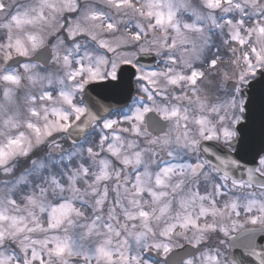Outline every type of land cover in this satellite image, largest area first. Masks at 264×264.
Listing matches in <instances>:
<instances>
[{"label":"rangeland","instance_id":"rangeland-1","mask_svg":"<svg viewBox=\"0 0 264 264\" xmlns=\"http://www.w3.org/2000/svg\"><path fill=\"white\" fill-rule=\"evenodd\" d=\"M1 17L2 62L50 40L54 58L48 71L0 66V264H150L144 251L164 258L253 223L254 192L216 184L195 152L201 139L234 136L240 90L264 69V0H0ZM213 48L229 57L210 59L205 68L218 80L204 81L199 63ZM142 51L157 54L162 70H140V90L152 100L150 88L171 91L168 104L155 105L170 122L167 134L149 136L145 114L154 104H136L66 147L85 85L115 78ZM229 80L238 88L226 92ZM175 85L184 92L173 93ZM203 85H211V98ZM196 89L202 94L191 100ZM57 132L59 140L46 145ZM45 145L27 172L10 179L19 160ZM186 264H228V256L205 252Z\"/></svg>","mask_w":264,"mask_h":264},{"label":"water","instance_id":"water-1","mask_svg":"<svg viewBox=\"0 0 264 264\" xmlns=\"http://www.w3.org/2000/svg\"><path fill=\"white\" fill-rule=\"evenodd\" d=\"M148 37H150L148 35ZM53 58L50 45H45L32 56H15L7 64L13 68L26 62H36L48 68ZM156 56L153 53L140 55L136 65L148 68L156 66ZM137 75L135 65H123L117 73L116 79H108L90 83L86 86L83 99L86 112L67 131V136L72 144H78L92 129L94 123L101 121L114 109H121L129 105L132 100ZM237 82L230 81L228 90H234ZM247 96L245 104V120L237 126V147L234 152L225 148L216 141H206L201 144V152L208 162L215 166L222 174L235 181L247 180L254 185H264V176L256 172L258 159L264 154V70L258 71V77L251 81L242 91ZM147 130L149 133L160 136L167 130V122L157 113L147 115ZM60 133H55L48 138V142L57 140ZM238 164H243L245 169L236 170ZM264 236V229L244 230L232 237L229 245L232 249V260L235 264H264L263 256H256L254 236ZM199 247L186 245L170 252L166 258L168 264H181L184 260L198 254ZM151 255H154L152 252ZM264 254V252H262ZM261 254V255H262ZM249 258V260H247Z\"/></svg>","mask_w":264,"mask_h":264},{"label":"flooded vegetation","instance_id":"flooded-vegetation-1","mask_svg":"<svg viewBox=\"0 0 264 264\" xmlns=\"http://www.w3.org/2000/svg\"><path fill=\"white\" fill-rule=\"evenodd\" d=\"M141 40L142 39H140V41ZM143 52L146 53L148 51H142V52L136 54V57L139 54L143 53ZM134 61H135V59H134ZM140 69L141 68H139L138 70H140ZM143 70H147V69H143ZM256 78H257V71H256V74L254 75V77H252L251 79H249V81L240 90V94L244 98V101H243V105H241L240 108L238 107V109L236 111L237 112V116H238V119H237L238 122H237V124H236V126L234 128V136L229 141L215 140V139H201V140H199V142H197V145H196L197 146V150L195 152L196 153L195 155L201 158V160L204 162V167L206 169H211V170H213V171L216 172V174H215V176H216L215 183L216 184H220L224 189H227V187L224 184V182L225 183H230V184H235V185H240V186H242L244 188H250L254 192V194H255L254 200H255V203L257 204L256 206H258V210L256 212H255V209L253 210V223H246L244 226H241V228H239L237 231L233 232L230 237H232L235 234H237V233H239V232H241V231H243L245 229H248V228H252V229H264V185H254V184L249 183L247 180L235 181V180L231 179L230 177L221 174L220 171L215 166H213L210 162H208L206 160V158L204 157V155L201 152L200 147H201V144L203 142H205V141H217L220 144H222L225 148H227L228 150H230L232 152H234L236 150V147H237V143L236 142H237V138H238L236 129H237V126L245 120V114H246L245 104H246V99L247 98L242 94V91L248 85V83L250 81H252V80H254ZM201 86H202L201 84L198 85L197 89H199ZM203 86H204V94L206 95L205 97H210V91H209L210 90V87L209 86H205V85H203ZM217 87H218V90H219V97H224V94H223L224 92H221L222 91V88L220 86H217ZM197 89H196V93H194V92H189L188 93V96H189V98L191 100L195 97V95H197L199 97L202 94V92H198ZM166 91H167V94L166 95H161V94L158 95V94H156V96L155 95H152V93H154L155 91H150L151 92L150 94L153 97V100H152L151 98L148 97V95H146L144 92H142L140 90V88H139L138 93H137V91L135 92V96H134L135 103H136V100H139L142 96H144V97H146V102H147V103H144V105H153L154 104V107H155V105L165 106V104H168V103H165V102L171 101V99L168 98V95L171 94V91H169V89H167ZM172 92L179 94L180 92H184V90L183 89L181 90V87L175 85V86L172 87ZM80 94H81L80 95V99H79V95H78V98L76 97V102H78L80 100L83 101V99H82L83 98V93H80ZM203 97H204V95H203ZM184 103L186 104V101ZM80 105L83 106V112H82V114H83L86 111V106H85L84 103H81V102H80ZM135 107H137L136 104L133 107V109ZM155 109L156 110L150 109V111H148L145 114V118L148 115V113L153 112V111H156L159 115H161V113L159 112V111H161V108L158 109V107L157 108L155 107ZM119 116H121V117H127V113H114L112 118L119 117ZM75 120H77V119H75ZM145 122H146V119H145ZM167 122L170 125V122L168 120H167ZM166 134H167V132L164 133V134H162V135H160V136H156V137L157 138H160L162 136H165ZM152 137L155 138V136H152ZM162 160L163 159H161L159 162L161 163ZM159 168H160L159 166L156 167V165H154L152 169H153V171L155 173H158ZM242 169H245V166L243 164H238L236 166V170H242ZM129 170H132V167H130ZM139 171H142V170H139ZM256 172L258 174L264 176V154L261 155V157L258 159V162H257V165H256ZM131 178L134 180L135 179V176H132ZM130 184H131V182L130 181H127V185H130ZM221 234H222V232L217 231L215 233H211L210 236L211 235H213V236H216V235L219 236ZM230 237H229V239H230ZM229 239H228V242H226L225 244H217V243H212V240L209 237L207 241H204L203 243H200L199 244V246L201 248V252L198 255H196V256L190 257L189 259H187L186 261H184L182 264H186L188 261L197 258L198 256H200L202 253H205V252H208V253L211 252V253H222V254H226L228 256V264H235L233 262V260H232V251H231V248L229 246ZM254 240L257 242L256 245L254 246V248L256 250L255 252H257L256 256H258L259 259L262 256L264 258V254H262V252H264V236H261V235L259 237L254 236ZM150 250H152V249H150ZM150 250H148V251H150ZM152 251H154V250H152ZM167 255H168V253H167ZM166 256L164 258H162V257L159 256L158 259H153L151 257L146 256V259L150 262V264H165L166 263V261H165ZM247 260H249V258ZM154 261H157V262H154Z\"/></svg>","mask_w":264,"mask_h":264},{"label":"trees","instance_id":"trees-1","mask_svg":"<svg viewBox=\"0 0 264 264\" xmlns=\"http://www.w3.org/2000/svg\"><path fill=\"white\" fill-rule=\"evenodd\" d=\"M13 9V8H11ZM3 19L2 17L0 18V24L2 23ZM5 39V34H4V31H2L1 27H0V43L3 42V40ZM206 59L205 61L207 62L205 65L207 66L208 65V62L210 61V59L212 58H216L217 55H222L223 56V60H227V58L229 57V53L225 50H223L222 48H213V49H210L209 50V53L206 54ZM220 62H223V61H220ZM205 65H201V66H204L205 68ZM0 66L7 70L5 67H4V62H2L0 60ZM205 71H209V69L207 70V68H205ZM208 78L212 81V82H215L217 81L218 79H214L215 78V75L212 73V74H207ZM215 85H219L218 82L216 83H213ZM211 91V90H210ZM138 93V92H137ZM212 93V92H211ZM95 132L92 133L89 138H92L93 136H95ZM88 138V139H89ZM95 141V138L93 139ZM67 141V140H66ZM97 141V139H96ZM67 144H68V141H67ZM68 145H66L67 147ZM71 146L69 145L68 148H70ZM45 151H48V147L45 145V147H36L34 149V151L27 157V158H22V160H19V170L18 172L16 173H13V175L10 177V179L14 180L16 179L17 176H19L20 174H23L25 172H27L30 168V165H31V162L34 158L40 156L41 154H43ZM2 177V176H1ZM220 241V238L219 237H216V240L215 242L216 243H219Z\"/></svg>","mask_w":264,"mask_h":264}]
</instances>
